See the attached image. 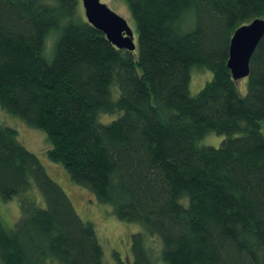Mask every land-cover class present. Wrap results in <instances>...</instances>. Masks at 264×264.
Returning a JSON list of instances; mask_svg holds the SVG:
<instances>
[{"label":"trees","instance_id":"16d2710c","mask_svg":"<svg viewBox=\"0 0 264 264\" xmlns=\"http://www.w3.org/2000/svg\"><path fill=\"white\" fill-rule=\"evenodd\" d=\"M122 1L133 52L87 23L80 0H0V107L45 133L72 182L141 226L131 264H264V36L244 95L227 68L233 33L264 20V0ZM193 69L212 73L195 96ZM210 132L219 147L199 145ZM17 136L0 123V200L19 203L12 228L0 219V263L104 264L93 224Z\"/></svg>","mask_w":264,"mask_h":264},{"label":"rangeland","instance_id":"374dc122","mask_svg":"<svg viewBox=\"0 0 264 264\" xmlns=\"http://www.w3.org/2000/svg\"><path fill=\"white\" fill-rule=\"evenodd\" d=\"M100 2L106 4L112 12L121 16L127 22V25L133 33V42L136 43L137 35L135 31V24L124 1L100 0ZM53 41L54 36L52 35L47 40L46 54L49 52ZM211 78L212 73L210 71L193 69L190 75L189 83L190 95H197L205 83L210 81ZM245 79L237 81V85L242 95L246 93ZM111 89L113 90L115 96L117 93L115 88L112 87ZM115 117L116 116L101 114L99 115L98 120L101 123H107ZM0 123L16 130L18 134V141L29 152L36 155L41 165L44 167L47 175L64 190L77 215L83 221L93 224L97 239L103 249L104 264H117L115 254H117L119 258L126 263L132 262V253L130 250L131 237L136 233L143 232L141 226L135 223L123 222L115 218L109 206L99 204L91 193H89L86 189L77 186L70 180L68 173L60 164L48 160L47 151L50 149V144L44 132L28 127L21 120L10 116L1 107ZM223 139H225V136L210 132L198 143L202 146L219 147ZM32 188L35 190L37 202L40 205H43V199L36 190L34 184H32ZM18 217L19 203L17 197H14L8 202H2L0 200V219L6 228H12ZM149 240L150 237H147L146 248H153L154 250H157V242L152 240L150 245Z\"/></svg>","mask_w":264,"mask_h":264},{"label":"water","instance_id":"95a60500","mask_svg":"<svg viewBox=\"0 0 264 264\" xmlns=\"http://www.w3.org/2000/svg\"><path fill=\"white\" fill-rule=\"evenodd\" d=\"M84 17L91 26L98 29L117 49L133 52V33L127 22L112 12L100 0H80ZM264 36V20L256 19L244 25L232 35L228 49L227 68L233 80L249 76V62L256 45Z\"/></svg>","mask_w":264,"mask_h":264},{"label":"bare ground","instance_id":"6f19581e","mask_svg":"<svg viewBox=\"0 0 264 264\" xmlns=\"http://www.w3.org/2000/svg\"><path fill=\"white\" fill-rule=\"evenodd\" d=\"M98 30V29H97Z\"/></svg>","mask_w":264,"mask_h":264}]
</instances>
